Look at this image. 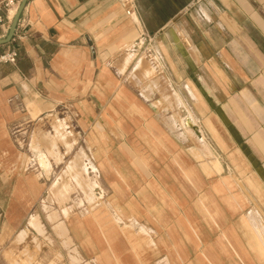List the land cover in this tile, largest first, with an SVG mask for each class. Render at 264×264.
Returning <instances> with one entry per match:
<instances>
[{"label":"crops","instance_id":"crops-1","mask_svg":"<svg viewBox=\"0 0 264 264\" xmlns=\"http://www.w3.org/2000/svg\"><path fill=\"white\" fill-rule=\"evenodd\" d=\"M12 18L0 26V39ZM13 50L15 63L0 60L1 185L12 179L1 166L13 152L18 117L66 102L88 119H102L100 131L108 134L131 132L125 112H173L172 132L197 141L182 146L149 124L164 143L150 171L123 173L124 186L108 178L117 187L113 197L124 198L123 227L133 225L134 233H104L95 218L69 223L86 258L264 264V0H137L133 16L116 0H27L0 56ZM112 112H123L121 128ZM181 120L202 143L183 133ZM112 158L119 165L124 159L107 157L113 168ZM80 166L87 171V163ZM23 181L14 187L22 199L0 212V221L4 214L15 227L39 190Z\"/></svg>","mask_w":264,"mask_h":264},{"label":"rangeland","instance_id":"rangeland-1","mask_svg":"<svg viewBox=\"0 0 264 264\" xmlns=\"http://www.w3.org/2000/svg\"><path fill=\"white\" fill-rule=\"evenodd\" d=\"M129 60L130 57L126 58L127 62ZM141 63L140 60L139 64ZM144 66L141 70L148 75V69ZM130 106L136 110V106ZM166 107L168 108L165 105L164 108ZM23 113V116L18 117L17 126L11 134L13 152L6 153L4 165L1 166L4 176L12 179H8L4 185L0 184V212L6 211L11 203L22 199L14 192L18 178L23 179L26 186L33 180L39 190L36 197H31L28 212L18 227L9 224L4 214L2 215L0 264H99L95 258H86L73 240L71 229L67 231L66 227H70L69 223L73 221L95 218L104 233L114 229L120 233L121 230L133 231V225L124 228L122 224L123 218L118 205L122 207L124 198L113 197L112 191L117 188V183L124 186L123 173L132 175L150 171L151 157L154 159L156 148L160 149L164 143L160 134L157 137L149 124L162 126L182 146L197 145L194 137L189 136L184 142L178 137L182 132L178 135L177 132H172L175 129L170 127L168 116L173 112H125L130 119L131 132L128 134H122L119 129H116L115 134L101 132L98 121L101 122L102 119L98 120V117L93 116L88 119L81 112H75L74 102L63 103L43 114ZM112 114V120L119 128L123 112ZM176 115L178 117L181 114L177 112ZM171 119L176 122L173 116ZM182 123L183 120L179 124L181 127L184 125ZM184 132L194 133L200 142L203 140L196 131L184 128ZM122 142H125V148L121 149L122 154L119 155L117 151ZM112 154L120 159L124 158L119 160L120 165L114 163L113 158L110 159L115 168L107 162V157H112ZM103 161L110 173L101 164ZM83 163H87L88 167L85 172L80 166ZM108 178L114 179L115 184ZM31 214L39 216L41 230L28 227ZM61 220L65 222L63 233L57 227ZM23 229L26 232L20 237L19 233ZM144 233L141 231L137 235Z\"/></svg>","mask_w":264,"mask_h":264},{"label":"built area","instance_id":"built-area-1","mask_svg":"<svg viewBox=\"0 0 264 264\" xmlns=\"http://www.w3.org/2000/svg\"><path fill=\"white\" fill-rule=\"evenodd\" d=\"M21 0H0V26L6 24L15 14ZM125 16H133L137 14V0H116ZM149 42V41H148ZM150 56V50L146 49ZM17 52L11 51L0 56L1 61L15 63Z\"/></svg>","mask_w":264,"mask_h":264},{"label":"water","instance_id":"water-1","mask_svg":"<svg viewBox=\"0 0 264 264\" xmlns=\"http://www.w3.org/2000/svg\"><path fill=\"white\" fill-rule=\"evenodd\" d=\"M26 2H27V0H21L20 1L19 6H18L15 14L13 15V18H12L8 33H7V35L4 38L0 39V44L8 43L11 40L12 35L14 33V30H15V27H16V24H17V21L19 19V16H20V14H21Z\"/></svg>","mask_w":264,"mask_h":264},{"label":"bare ground","instance_id":"bare-ground-1","mask_svg":"<svg viewBox=\"0 0 264 264\" xmlns=\"http://www.w3.org/2000/svg\"><path fill=\"white\" fill-rule=\"evenodd\" d=\"M208 153V152H207ZM43 156V155H42ZM44 159V158H43ZM41 160V159H40ZM41 163H43V161L41 160ZM42 167H43V164H42ZM47 167V166H46ZM48 168V167H47ZM44 169H45V166H44ZM43 169V170H44ZM46 170V169H45ZM29 224L32 226V227H34L35 229H37V230H41V226H40V222H39V216L37 215V214H33V215H31V217H30V219H29ZM27 222V223H28ZM28 224V225H29ZM29 227V226H28ZM57 227H58V229L59 230H61V232L63 233V232H65V222L63 221V220H61V221H59L58 223H57ZM66 230L67 231H69L68 230V228L66 227Z\"/></svg>","mask_w":264,"mask_h":264}]
</instances>
